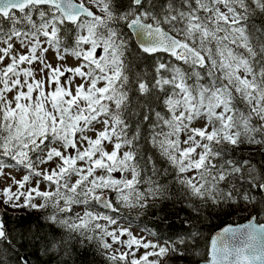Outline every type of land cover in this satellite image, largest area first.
Wrapping results in <instances>:
<instances>
[{
  "label": "snow or ice",
  "instance_id": "obj_1",
  "mask_svg": "<svg viewBox=\"0 0 264 264\" xmlns=\"http://www.w3.org/2000/svg\"><path fill=\"white\" fill-rule=\"evenodd\" d=\"M258 14L264 17V0H0V177L11 179L0 203L44 210L46 222L68 233L45 251L78 236L81 245L99 243L111 264L183 255V235L163 244L138 238L123 215L168 198L159 182L168 169L144 154L143 140L192 196L214 206L256 204L264 169L233 153L264 151ZM69 57L78 65L66 66ZM96 124L102 130L93 138ZM16 169L26 172L19 180ZM97 205L100 212L88 210ZM75 206H85L83 214ZM0 242L12 243L2 219ZM114 243L125 250L113 251ZM20 264L30 261L21 256ZM201 264H264V222L225 227Z\"/></svg>",
  "mask_w": 264,
  "mask_h": 264
},
{
  "label": "trees",
  "instance_id": "obj_2",
  "mask_svg": "<svg viewBox=\"0 0 264 264\" xmlns=\"http://www.w3.org/2000/svg\"><path fill=\"white\" fill-rule=\"evenodd\" d=\"M253 20L264 25V17L259 14ZM132 41L134 42L133 37ZM142 66L147 68V64ZM148 71L150 72V69ZM144 128L147 129L146 124ZM141 143L144 154L151 155L159 169H168L167 175H159V182L168 185V198L149 201L150 206L147 209L124 210L123 215L131 221V227L140 231L146 229L147 231L141 232L154 237L155 241L161 244L165 240H176L180 235L184 236L185 244L178 245L184 254L169 252L160 258L161 264H199L209 253L211 237L223 227L244 223L254 216L264 222V203L259 202L264 198L259 190L252 193L257 198L256 204L238 200L231 205L214 206L210 200L194 197L179 185L175 180V171L166 159L159 155L158 150L143 140ZM233 156L238 160L251 159L259 169H264V151L258 150L257 147L241 146ZM143 178L142 173L141 179ZM143 187L146 185L142 184L141 188ZM35 202L39 203L40 200ZM8 208L10 211H0V215L12 243L9 245L0 242V264H20L21 256H28L32 264H111L107 259V252L99 243L85 241L81 245L78 236L69 245L61 244L58 251H45L51 247L53 241H60L62 237H67L68 233L46 222L44 210L31 207ZM95 209H99L98 205ZM192 233L197 234L195 242L190 238ZM66 248L70 255L64 254Z\"/></svg>",
  "mask_w": 264,
  "mask_h": 264
},
{
  "label": "rangeland",
  "instance_id": "obj_3",
  "mask_svg": "<svg viewBox=\"0 0 264 264\" xmlns=\"http://www.w3.org/2000/svg\"><path fill=\"white\" fill-rule=\"evenodd\" d=\"M97 11V13L98 14H101L102 15V13H99L98 12V10L97 9H94V11ZM103 54V49L102 48H100V49H98L97 50V53H96V56H97V58H99V56L100 55H102ZM47 59L53 64V66H55L56 65V63H57V60L55 59V57H54V55H53V53L50 51L48 54H47ZM5 63H7V61H5ZM78 65V61L74 58V57H69L68 59H67V64H66V66H71V67H74V66H77ZM0 66H2V65H0ZM35 66V65H34ZM37 78H39V76L37 77ZM77 83H79V79L77 78V81H76ZM99 86V85H98ZM9 98H11V94H9ZM202 121L201 122H194V125L195 126H201L202 125ZM99 130H102V125L101 124H96L95 125V131H93V132H89L88 133V135H90V136H92L93 138H95V135H96V131H99ZM185 139V136H184V134L183 133H181V141H183ZM105 144H106V147H107V150H109V151H111L112 150V144H108L107 142H105ZM181 147H185V145H183V143H181ZM70 152L71 151H74V150H69ZM123 150H121V152H122ZM197 151H199V149L197 150ZM51 163V162H50ZM79 163V162H78ZM24 174H26V172L24 171V170H21V169H16V170H12V172H11V176H14L17 180H19V179H21V177H22V175H24ZM117 178H119V176H120V173H116V174H114ZM128 175V178H130V173L129 174H127ZM184 175H188V176H192V175H195V172L193 171V172H190V173H186V174H184ZM0 181H3V182H0V201H2L3 199H4V197H3V195H2V192H3V189L5 188V187H7L9 184H11V179L9 178V179H7V180H4V178L3 177H0ZM32 186H34V182H33V184H32ZM27 187V186H26ZM16 188H17V186H15V185H13V187H12V190L13 191H16ZM44 188V184L42 183L41 184V189H43ZM23 199V198H22ZM37 199H39V198H36V200ZM21 202H22V200H21ZM5 210H7V211H10V208H8V207H5V205L3 204V203H0V211L2 212V211H5ZM85 210V206H75V211H78V212H81V214H83V211ZM88 210H91V209H88ZM91 211H93V212H100L101 210H97V209H93V210H91ZM107 214V213H106ZM1 216V215H0ZM101 223H103V221H101ZM118 224H121L123 227H127L124 223H123V221H118ZM115 227H117L116 225H113V226H110V230L112 229V228H115ZM132 232H133V234L134 235H137L138 236V238L140 237V236H144L143 234H141V233H139L138 232V230H134V229H130ZM145 237V236H144ZM121 239L123 240V239H126V237H121ZM145 239L146 240H150L149 238H147V237H145ZM109 242L111 243L112 241H111V239L109 238ZM117 248H119L120 249V251H124L125 250V248L123 247V246H121V245H117V244H113V251L114 250H116ZM145 250L144 249H140V251L139 252H137L136 253V258H139L142 254H143V252H144ZM148 251H151V249H148ZM129 259H131V257H129ZM150 260H153V259H157V257H150L149 258Z\"/></svg>",
  "mask_w": 264,
  "mask_h": 264
},
{
  "label": "water",
  "instance_id": "obj_4",
  "mask_svg": "<svg viewBox=\"0 0 264 264\" xmlns=\"http://www.w3.org/2000/svg\"><path fill=\"white\" fill-rule=\"evenodd\" d=\"M133 38H134V41H135V37L133 36ZM263 194V196H264V193H262ZM101 209H102V206H99ZM105 211H107V210H105ZM1 219V218H0ZM251 219H257V217L255 216V217H252ZM249 222V220L247 221V222H245V223H248ZM4 223V222H3ZM245 223H242V224H238V225H227V226H225V227H228V226H233V227H235V226H239V225H243V224H245ZM225 227H223L222 229H220L219 231H217L216 233H218V232H220V231H222ZM215 233V234H216ZM215 234L212 236V238L215 236ZM209 253H210V248H209ZM26 259H28L29 261H30V264H32V262H31V260H30V258L28 257V256H24Z\"/></svg>",
  "mask_w": 264,
  "mask_h": 264
}]
</instances>
